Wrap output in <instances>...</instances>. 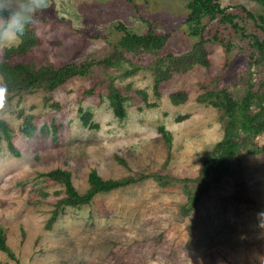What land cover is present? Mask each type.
<instances>
[{
  "label": "rangeland",
  "instance_id": "1",
  "mask_svg": "<svg viewBox=\"0 0 264 264\" xmlns=\"http://www.w3.org/2000/svg\"><path fill=\"white\" fill-rule=\"evenodd\" d=\"M187 1L49 0L22 42L0 51V62L13 65L88 69L50 92L7 95L0 120L19 156L1 142L0 228L15 260L0 252V264H264V132L253 140L255 154L210 173L188 214L183 182L161 187L147 179L98 193L86 205L58 207L45 227L64 195L62 183L46 177L52 169L68 170L79 193L92 169L103 180L194 178L222 137L220 110L198 97L223 90L240 101L249 88L264 99V59L252 46L264 37V6L215 0L232 21L216 14L197 24L186 20ZM26 3L0 0V17ZM149 34L162 38L161 48L126 39ZM112 89L125 98L122 119L110 108ZM26 122L34 128L28 136L21 132Z\"/></svg>",
  "mask_w": 264,
  "mask_h": 264
},
{
  "label": "trees",
  "instance_id": "2",
  "mask_svg": "<svg viewBox=\"0 0 264 264\" xmlns=\"http://www.w3.org/2000/svg\"><path fill=\"white\" fill-rule=\"evenodd\" d=\"M264 6V0H255ZM188 13L186 20L200 24L204 17L214 18L216 14L221 15L224 19L232 21V15L226 13L225 9L220 8L215 0H188L186 3ZM249 18L252 16L247 13ZM235 25V24H234ZM195 26L193 33L199 34L200 29ZM264 33V25L259 26ZM126 39L136 45L145 48L151 47L159 49L162 46V38L149 34L146 36L127 35ZM165 39V37H164ZM24 46L16 50H9L7 58L14 53H25L32 46ZM252 46L259 57L264 59V37H254ZM228 50V46L226 47ZM11 54V55H9ZM201 62H204L202 57ZM106 61V60H105ZM103 65L105 62H102ZM109 65V64H105ZM88 73V69L83 65L65 64L59 67L52 65H43L37 68L34 64H9L7 61L0 62V76L4 86L7 87L9 94L31 93L36 89H42L44 92H50L64 83L71 77L84 76ZM168 74H159L155 79V84L167 79ZM249 88L245 92L240 101L232 99L226 92L219 90L217 93L206 91L198 97L199 101L206 100L211 106L220 110V120L222 122V137L217 141L210 151V154L205 157L199 173L194 178L175 179L161 175H141L140 177L127 176L117 180H103L95 169H92L88 174L89 187L84 193H79L71 181V174L68 170L55 168L46 174V177L54 181H59L64 186V195L58 199L56 209L52 211L46 229L49 230L54 222L59 211H63L65 206L79 207L89 204L95 195L109 193L115 190L123 189L127 186L134 185L147 179H153L159 186L166 187L169 183L183 182L184 193L187 195L188 203L185 204L183 210L188 214L194 207L195 203L206 192L208 183L205 181L210 173L220 168L225 160L233 159L236 156H248L256 153L253 140L264 132V99H257V95ZM109 97V105L113 115L117 119L124 117V110L122 103L125 98L112 89ZM171 99L176 101L175 95ZM21 132L29 135L34 130L30 122H26ZM166 146L169 145L170 136L164 132L162 128L158 129ZM7 143L8 150L15 156H19V152L12 143L11 129L2 120H0V145L2 141ZM236 157V158H237ZM121 164L124 162L118 160ZM193 182L197 186L190 187L189 184ZM189 186V187H188ZM58 207L60 210L58 211ZM0 252L6 254L10 259L15 260L13 254L6 245V238L2 228H0Z\"/></svg>",
  "mask_w": 264,
  "mask_h": 264
},
{
  "label": "clouds",
  "instance_id": "3",
  "mask_svg": "<svg viewBox=\"0 0 264 264\" xmlns=\"http://www.w3.org/2000/svg\"><path fill=\"white\" fill-rule=\"evenodd\" d=\"M50 7L49 0H45L43 4L40 0H27L21 8L10 12L7 17H0V51L19 45L25 29L28 26L35 25V21L39 15ZM8 90L4 85H0V111L5 107ZM264 216V212L259 213Z\"/></svg>",
  "mask_w": 264,
  "mask_h": 264
}]
</instances>
